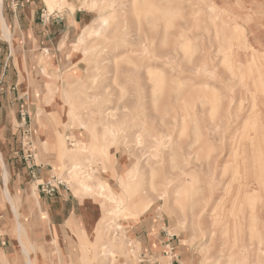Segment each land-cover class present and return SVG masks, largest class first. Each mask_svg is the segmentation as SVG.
<instances>
[{"label":"rangeland","instance_id":"rangeland-1","mask_svg":"<svg viewBox=\"0 0 264 264\" xmlns=\"http://www.w3.org/2000/svg\"><path fill=\"white\" fill-rule=\"evenodd\" d=\"M70 1L87 12L86 20L47 53L39 45L29 53L32 110H22L15 125L18 135L25 115L31 142L36 132L57 159L52 175L80 200V227H66L67 238L49 232L50 261L264 264V49L247 33L253 19L239 9L248 6L240 0H103L112 3L91 10L83 0ZM54 11L68 15L70 9ZM99 28V35L88 34ZM7 34L0 22V39ZM78 122L91 125L95 140ZM80 143L96 147L72 156ZM136 163L138 180L122 194L118 177ZM71 165L82 169L75 177L68 175ZM85 173L121 199L139 203L146 194L153 202L136 219L115 217L113 202L105 203L98 190L77 189ZM144 225L150 239L155 234L162 242L149 261L138 230ZM103 247L116 258L104 257Z\"/></svg>","mask_w":264,"mask_h":264},{"label":"crops","instance_id":"crops-1","mask_svg":"<svg viewBox=\"0 0 264 264\" xmlns=\"http://www.w3.org/2000/svg\"><path fill=\"white\" fill-rule=\"evenodd\" d=\"M240 3L248 7L239 10L243 13L246 10L253 19L247 33L263 50L264 0H240ZM1 4L0 22L8 34L6 40L0 39V264H54L56 258L50 261L46 247L51 244L49 232H57V239L67 238L70 234L66 227H80L77 224L81 218L80 200L62 187L52 196L39 192L38 184L52 180V166L57 159L50 148L37 140L36 132L32 158L26 159V153L21 151L24 124L21 123L22 129L18 127V135L15 125L22 110H32L27 101L34 93L28 83L33 62L29 53L37 45L46 51L51 45L67 40L85 22L87 12L74 10L67 15L54 11L47 15L43 0H1ZM38 17L41 25L36 27L34 18ZM147 229L144 225L138 230L148 252L144 257L149 261L150 254L162 249V242L155 234L150 239ZM58 248L62 253V248ZM41 251L45 257L39 256Z\"/></svg>","mask_w":264,"mask_h":264},{"label":"bare ground","instance_id":"bare-ground-1","mask_svg":"<svg viewBox=\"0 0 264 264\" xmlns=\"http://www.w3.org/2000/svg\"><path fill=\"white\" fill-rule=\"evenodd\" d=\"M43 1L46 4V9H47V14L48 15L50 13H52L54 10L61 9V8H65V9L69 8L70 12H72L74 10V7H75L73 2H71L70 0H43ZM111 3L112 2H106V4H104L103 0H89V1L83 0V1H81V4L83 6L86 5L91 10H95L96 7H98L101 4L102 5L104 4L105 7L107 8V7H109L111 5ZM1 5L2 4H1V0H0V21L2 20L1 19L2 18L1 17ZM100 20H101V26L102 27H105V26L108 25V20L109 19H107V17H104V16L100 17ZM3 29L6 32V27L5 26H3ZM102 29L103 28H99V29L93 30V33L88 32V34L99 35L100 32L102 31ZM85 38L86 37L83 34L78 40L79 43L80 42L83 43ZM73 119L75 120V117ZM79 126H81L83 129H88L91 132V134H93L92 135L93 140H95V136H94V133H93L94 129L91 127V125L86 126L84 123H79ZM42 142H44V141H42ZM135 142H136L137 145H141L142 144L141 139L139 137L135 138ZM57 144H58L59 147H62V145H64V144H62V135L60 133H59V137L57 138ZM95 147H96V143H91V145L89 144L88 146L85 145L84 143H80L79 144V148L77 150L73 151L74 149H71L70 152H71L72 156H77V157L80 156L81 157L82 154H89L90 150L94 149ZM107 156H108V152H107ZM82 158H85V157H82ZM159 162H161V161H159ZM102 168H103L102 169L103 172L105 173L107 167H105V165H103ZM80 169L81 168L78 165H76V166L75 165H71V167L69 168L68 175H70L72 172H73L72 174H74L76 171H79ZM137 171H138V164L136 163L133 166H131L125 172V174L123 176H119L118 177L119 178V184H120V187H121V190H122V192H121L122 194H125V192L130 191L131 184H133V182L138 180ZM80 173L83 174V171H81ZM73 176L75 177L76 174H74ZM81 179H79L78 182H77V183H79L77 189L79 191H81V193H84V194H89L91 191L94 190V188L96 190H98V192L100 193L99 195L104 197L105 203L108 202V201L109 202H113L114 206L112 207L111 212L114 213L115 217L123 215L125 218L128 217V218H131V219H136L139 216L143 215V212H145L150 207V205L153 202V200L149 199L146 194H143L141 196L139 203L131 202L130 200L132 198L129 199L128 197H125V196H124V198L121 199L119 196H117L115 191H113V189L110 187V185L106 184L104 181H97L95 178L91 179V175H86V173H85V175L83 177H81ZM163 195H165L164 192H162L159 196H157V199L161 200V198H163ZM101 251H104V257H108V258L113 256V254H114L113 251L111 249H107V247H103ZM123 254H126V252H124ZM101 255H103V254H101ZM112 258L115 259L116 257L113 256ZM169 263H170V261L167 264H169ZM216 264H217V262H216Z\"/></svg>","mask_w":264,"mask_h":264},{"label":"built area","instance_id":"built-area-1","mask_svg":"<svg viewBox=\"0 0 264 264\" xmlns=\"http://www.w3.org/2000/svg\"><path fill=\"white\" fill-rule=\"evenodd\" d=\"M25 119H26V117H25V115H23V118H22L23 124H25V121H24ZM23 138L24 139L21 143L22 154L26 153V159H31L32 154H33V145L31 142V131H30V129L24 130ZM24 140H27V141L25 142ZM51 179H52L51 181L42 182V183L38 184V189H39L40 193L45 194L47 196H52L61 187L64 188L65 190L68 189L67 184L64 183L61 179H58L55 176H53ZM168 246L169 245H167L165 247H168ZM168 248H170V247H168ZM172 251H173V249L170 248L169 252L168 253L166 252V255H168Z\"/></svg>","mask_w":264,"mask_h":264}]
</instances>
